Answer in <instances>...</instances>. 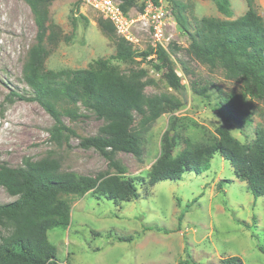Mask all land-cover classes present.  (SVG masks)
Returning a JSON list of instances; mask_svg holds the SVG:
<instances>
[{
	"label": "rangeland",
	"instance_id": "1",
	"mask_svg": "<svg viewBox=\"0 0 264 264\" xmlns=\"http://www.w3.org/2000/svg\"><path fill=\"white\" fill-rule=\"evenodd\" d=\"M217 1L168 0L170 24L162 41L178 63L186 91L170 87L154 70L143 81L147 94L174 95L182 105L163 113L143 133L141 159L131 153L116 154L123 169L121 176L142 177L137 183V199L116 202L94 191L63 196L72 208L71 222L66 228L48 232L61 263L264 264V195L254 196L247 182L236 175L231 161L216 154L205 172H186L180 180L149 184V173L161 154L166 132L176 140L174 158H181L217 141L221 127L244 143L255 138L258 126L264 127V100L259 95L248 93L243 105L251 114V122H226L217 104L226 95L242 93L243 84L229 79L222 67L211 68L190 58L184 49L173 50V44L183 48L190 44L175 14L180 10L192 31L196 20L203 16L228 18L218 11ZM231 2L232 18L247 10L245 0ZM140 4L127 10L129 24L124 33L110 21L115 27L113 36L99 25V20L107 19L85 0H55L49 7L46 68L88 69L107 61L127 76L147 68L142 56L130 61L115 57L117 38L126 39L138 51H151L161 45L141 16ZM255 5L264 18V0H255ZM37 31L34 12L26 0H0V165L20 167L27 160L54 157L61 172L90 176L115 173L97 149L81 146L83 138L98 134L104 124L93 110L78 104L80 116L71 118L66 109L73 106L63 104L62 118L75 133L68 140L63 138L62 144L52 139L55 120L34 98L23 73L29 50L37 42ZM152 57L154 54L148 59ZM181 62L191 74L185 72ZM192 81L208 85V99L194 92ZM17 198L0 186V204ZM231 257L236 259L231 262Z\"/></svg>",
	"mask_w": 264,
	"mask_h": 264
},
{
	"label": "trees",
	"instance_id": "2",
	"mask_svg": "<svg viewBox=\"0 0 264 264\" xmlns=\"http://www.w3.org/2000/svg\"><path fill=\"white\" fill-rule=\"evenodd\" d=\"M54 1L26 0L34 12L38 31L37 42L29 50L23 67L25 81L33 88L34 98L54 118L51 134L59 144L63 143V138L68 140L75 133L62 118L63 104L73 106L66 107L71 118L80 116L78 104L93 110L104 124L98 134L83 138L81 146L97 149L116 172L96 176L61 172L60 163L54 157L27 160L20 167L0 165V186L18 197L0 204V264H63L57 258V247L48 238L50 230L66 228L71 222L72 208L63 196H83L94 191L116 202L137 199V183L142 182V177L121 176L123 169L116 154L126 152L141 159L143 133L163 113L182 105L174 95L147 94L143 77L154 70L170 87L181 93L186 91L172 51L161 45L151 51H138L124 38H117L115 57L130 61L142 56L148 63L147 68L128 76L107 61L88 69H47L45 62L49 53L45 41L51 26L49 7ZM120 1L126 12L139 1L141 10L145 6V0ZM245 1V13L232 18L231 0H218V11L228 18L203 16L196 20L192 31L179 10L175 17L180 29L188 34L190 44L184 48L173 44V50L184 49L192 59L211 68L222 67L229 79L243 84L242 93L226 95L217 104L225 121L237 124L252 121L249 111L243 108L248 93L254 91L264 100V18L256 8L255 0ZM99 25L108 35H115V27L110 21L101 19ZM153 54L154 57L148 59ZM181 64L187 74L192 73L185 62ZM191 86L197 95L209 98L207 84L192 81ZM218 133L220 137L214 143L201 145L181 158H174L176 140L166 132L161 154L149 173V184L180 180L186 172H205L210 169L213 157L220 154L231 161L238 178L247 182L256 198L263 196L264 127H257L256 136L250 143L241 142L224 127L219 128ZM234 259L236 257H231L230 261Z\"/></svg>",
	"mask_w": 264,
	"mask_h": 264
},
{
	"label": "built area",
	"instance_id": "3",
	"mask_svg": "<svg viewBox=\"0 0 264 264\" xmlns=\"http://www.w3.org/2000/svg\"><path fill=\"white\" fill-rule=\"evenodd\" d=\"M88 5L95 9L109 21H111L120 32H125L129 20L128 12L124 11L120 0H85ZM141 16L146 20L148 28L154 33L156 39L164 48L162 39L165 37L170 24V13L168 0H145V6L140 10ZM128 37L127 35H125ZM165 39V38H164Z\"/></svg>",
	"mask_w": 264,
	"mask_h": 264
}]
</instances>
